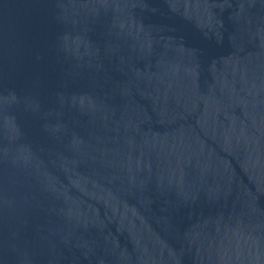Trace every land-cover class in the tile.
<instances>
[{
  "label": "water",
  "instance_id": "water-1",
  "mask_svg": "<svg viewBox=\"0 0 264 264\" xmlns=\"http://www.w3.org/2000/svg\"><path fill=\"white\" fill-rule=\"evenodd\" d=\"M0 264H264V0H0Z\"/></svg>",
  "mask_w": 264,
  "mask_h": 264
}]
</instances>
